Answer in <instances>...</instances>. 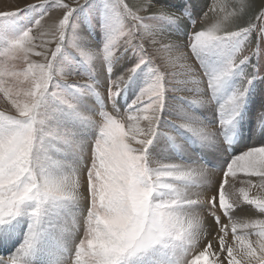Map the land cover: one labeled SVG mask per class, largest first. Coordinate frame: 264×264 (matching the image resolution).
Listing matches in <instances>:
<instances>
[{
  "label": "snow or ice",
  "instance_id": "snow-or-ice-1",
  "mask_svg": "<svg viewBox=\"0 0 264 264\" xmlns=\"http://www.w3.org/2000/svg\"><path fill=\"white\" fill-rule=\"evenodd\" d=\"M217 7L0 11V264H264V0Z\"/></svg>",
  "mask_w": 264,
  "mask_h": 264
},
{
  "label": "rangeland",
  "instance_id": "rangeland-1",
  "mask_svg": "<svg viewBox=\"0 0 264 264\" xmlns=\"http://www.w3.org/2000/svg\"><path fill=\"white\" fill-rule=\"evenodd\" d=\"M38 0H0V11H14L16 9H23L28 4H34L37 3ZM66 2H71V0H66ZM82 2V0H81ZM234 2V0H207V3L209 7H212L213 5H219L223 6L224 11L220 10V7L216 8L215 12H209L208 13V20H214L219 16L225 15L228 11H231L230 5ZM207 11V9H205ZM208 20H202V23L208 22ZM200 25L199 23L197 26ZM99 39V35L96 37ZM34 59H39L38 57H34ZM76 80H79L80 77L76 76ZM203 111V110H202ZM0 112H4L5 114H14L15 110L12 108V105L8 100H6L2 94H0ZM256 180V178H253ZM83 230L81 228L80 232L77 235V242L82 237ZM0 255H5L4 252L0 251ZM73 258H74V252H73Z\"/></svg>",
  "mask_w": 264,
  "mask_h": 264
},
{
  "label": "bare ground",
  "instance_id": "bare-ground-1",
  "mask_svg": "<svg viewBox=\"0 0 264 264\" xmlns=\"http://www.w3.org/2000/svg\"><path fill=\"white\" fill-rule=\"evenodd\" d=\"M154 11V10H153ZM198 28L200 27V25L197 26ZM255 181V180H254ZM237 187H239V183L237 184Z\"/></svg>",
  "mask_w": 264,
  "mask_h": 264
}]
</instances>
